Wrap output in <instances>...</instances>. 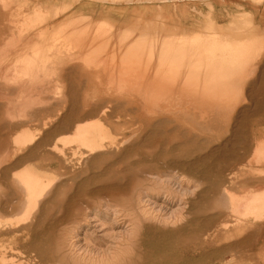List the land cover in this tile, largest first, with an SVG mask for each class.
Here are the masks:
<instances>
[{
    "label": "bare ground",
    "instance_id": "1",
    "mask_svg": "<svg viewBox=\"0 0 264 264\" xmlns=\"http://www.w3.org/2000/svg\"><path fill=\"white\" fill-rule=\"evenodd\" d=\"M142 1L149 20L120 7ZM247 2L243 22L230 5ZM0 35V235L25 246L56 203L61 223L95 211L135 228L141 189L191 209L209 200L228 209L227 235L264 239V0H0ZM185 236L173 264H187ZM9 249L0 241V264H41ZM103 254L75 262L111 264Z\"/></svg>",
    "mask_w": 264,
    "mask_h": 264
},
{
    "label": "rangeland",
    "instance_id": "2",
    "mask_svg": "<svg viewBox=\"0 0 264 264\" xmlns=\"http://www.w3.org/2000/svg\"><path fill=\"white\" fill-rule=\"evenodd\" d=\"M231 4L232 5H230V6H232V8H231L232 14L235 16H239L240 17L239 20L243 21V22L247 21V18L244 17L245 14L247 12H249V14H252L251 9L258 6V4L254 3V2H247L246 6L239 4V3H234V4L231 3ZM219 5L220 4L215 2L216 8L219 7ZM125 10L135 11V8L130 7L129 9H125ZM224 10H226V9H224ZM187 11H188L187 6H184L183 8H181L179 11H177L175 13L179 12L178 14H187ZM0 38L2 39L1 35H0ZM1 39H0V42H1ZM0 45L2 46V43H0ZM183 186H179V188H178L177 183H173V185H172V187H174L173 189L179 190L178 191V193H180L179 197H184V196L186 197V195L188 194L187 195L188 197L192 196L193 197V198L191 197L192 200L193 199L196 200V196H193L194 194H192V193H193V188H194V192L196 190L198 191V189H195V187H187L185 185H183ZM187 190H188V192H187ZM235 190L239 191L240 189L236 188ZM139 191L141 193L140 196H143L141 198V201H143V202H141V204H142L141 206L144 210L145 209H147V210H145L146 211L145 217H143L141 219L140 223L136 222L137 224H135L136 225L135 228H134V225L133 226L128 225V222L122 223L123 225L122 224L119 225V224L114 223L113 222V217H114L113 214H110L109 217H104L102 215H97L95 213V211H90L87 215L88 216L86 219L87 221L81 223L78 227L74 226L72 223H70L68 221L61 223L60 220L63 216V212L59 210L60 209V203H56L53 206V208H51V210H49L46 214L43 215L44 218L42 216V220L44 219L43 221L40 218V220H41L40 225L38 223L34 226V228L31 231L30 239H29L28 243L25 244V246H17L15 244L14 240L9 241L8 235H4V234L0 235V241L3 244L10 243V247L14 248V250L9 249L7 251V255L9 257L13 251L14 252L18 251L17 252L19 254L18 256L21 257V259H25V256L29 257L31 255H34V258L36 260L40 261L41 264H62L61 261H63V260H65V261H63V264H76L75 260H77L81 254H83V255L84 254L85 255L91 254V257L98 258V257L102 256L103 253H104L103 254L104 258L109 259L111 261V264H132V262H133V264H173L175 261H177L175 259L176 258L175 256H180L181 253H183L182 248L186 244L185 243L186 242V240H185L186 236L185 235L187 234V264H220V263L223 264L224 262H228L232 257H236L235 260L240 258L236 261V262H238L237 264H248V263L249 264H264V239L262 240L259 237L260 234L258 235L255 230H251L252 236L250 235L249 244H241V241H243V239H245V237H246V236L244 237V235H242V234H239L236 232L234 235L233 234L227 235V233L229 232V227H225L226 228L225 229L224 225H222L224 220L229 218V216L228 217L225 216V214H228V212H229L227 208H225V209L223 208L224 211L220 208L222 213L221 212L217 213L216 211L213 210L214 205L212 204L213 205L212 206L211 202H209V200H202V201L196 200L197 202L194 203V206L192 208L193 210H192L190 208V206H191L190 203H189L190 205H188V203L185 205V203L178 200L177 198H175L173 200V202H174L173 203L172 200L169 201L165 197L164 193L151 191V192H149L150 194L149 193L146 194L145 190L140 189ZM182 191L184 192V194ZM186 192H187V194H186ZM159 194H160V196H159ZM0 197L2 198V187H0ZM191 198H190V200H191ZM192 200L190 202H192ZM198 202H199V204L197 205L196 203H198ZM195 205H197L198 207L197 206L195 207ZM211 208H213V209H211ZM21 209L22 208H20L19 210H16L15 213L16 214L20 213ZM218 209L219 208H215V210H218ZM203 210H204V212L206 210L207 211L209 210V211H208V213H203ZM171 214L172 215L174 214L173 215L174 217H172ZM0 216H2L1 213H0ZM217 217H218V219H217ZM176 219H177V221H176ZM173 220H175V221H173ZM218 220L220 222H218ZM45 221H47V222L45 223ZM190 221H192V224ZM142 222H144V224L147 223L149 226L147 224H145V225L142 224ZM44 223H45V225H44ZM182 223L184 225H182ZM60 224H62V226ZM178 224H181V225H178ZM138 225H140L141 228ZM63 226L65 229L68 228L69 230L68 229L64 230ZM101 226H103V227H101ZM137 226L139 227L140 230L138 229ZM181 226H182V228H181ZM184 226H185V228H184ZM189 226H191V228ZM197 226H199V227H197ZM202 226H204V227H202ZM211 227H212V229H211ZM133 228L135 230H138V233ZM152 228L155 229L156 232L154 231L152 233V231H151ZM197 228H199V229H197ZM177 229L180 230L182 233L177 231ZM142 230H143V232H142ZM165 230H167V231H165ZM207 231H208V233H207ZM130 232H134V235L131 236ZM144 232H145V234H144ZM158 232H159V234H158ZM185 232H186V234H185ZM189 232H191V233H189ZM193 232H195V233H193ZM54 233H56V234H54ZM200 233H202V234H200ZM217 233H219V234H217ZM193 234H195V235H193ZM55 235L57 236V238H60V239H57ZM159 235H161V236H159ZM66 236H67V239L69 241L66 239ZM126 236H128V237H126ZM139 236H140L141 241L139 240ZM147 236L149 238H147ZM176 236L177 237L182 236L181 237L182 242L177 241L178 246H175V244H177L176 243V240H177ZM126 238H128L127 240H129V241L131 240V241H135V242H129L126 240ZM260 239L262 241H260ZM40 240L42 242H39ZM121 240H124V241L122 242ZM253 240H255L256 242L254 241L255 243H253ZM57 242H59V245L57 244ZM43 243L45 246H43ZM69 243H70V245H69ZM172 243L174 245H172ZM258 243H259V245H258ZM48 245H49V247H48ZM190 246H191V248H190ZM248 246L250 248H248ZM255 246H258V247H255ZM237 247H239V248H237ZM40 248L42 250H39ZM179 248H181V249H179ZM222 248H223V250H222ZM232 248H235V249H232ZM256 248H258V249H256ZM167 249H168V251H167ZM201 249H203V251H200ZM254 249H256V250H254ZM46 250H48V251L46 252ZM57 250H58V252H57ZM102 250H103V253H102ZM146 250H148V251H146ZM179 250H180V252H179ZM234 250L236 252H233ZM250 250H251V252H250ZM52 251H54V252H52ZM252 251H254V254ZM95 252H97V254ZM200 252H202V253H200ZM140 253H143L144 256H142V254H140ZM94 254H95V256H94ZM223 254H226V255L224 256ZM159 255L161 258L160 257L158 258ZM37 256L39 257V259ZM145 257H148L149 261ZM153 258H154V260H153ZM143 261H144V263H143ZM216 261H218V262H216ZM64 262H66V263H64Z\"/></svg>",
    "mask_w": 264,
    "mask_h": 264
},
{
    "label": "crops",
    "instance_id": "3",
    "mask_svg": "<svg viewBox=\"0 0 264 264\" xmlns=\"http://www.w3.org/2000/svg\"><path fill=\"white\" fill-rule=\"evenodd\" d=\"M144 4V5H143ZM169 5V4H168ZM180 5V7H179V10L181 9V8H183L184 6H187V9H188V7L190 8L191 7V4L190 3H184V2H182V5H181V3L179 4ZM195 6H197L198 8H199V4H195ZM120 7L122 8H124V11L126 12V13H131L132 11L131 10H125V9H129L130 7H134V8H137L140 12H141V14H143L142 15V17L141 18H143V19H145V20H149V18L152 16V11H150V9H149V3L148 2H146V1H142L141 3H127V2H124V3H121V5H120ZM201 8V10H199V14L200 15H205V14H209V11H207V13L205 12V9L204 8H202V7H200ZM202 12V13H201ZM171 8L170 7H168L167 9H166V11H165V14H164V16L165 17H171ZM198 14V16H200ZM183 15H185V14H183ZM186 16H187V25H189V23H190V18H192L191 16H192V12L191 11H189V9H188V11H187V14H186ZM190 16V17H189ZM194 17V16H193ZM201 17V16H200ZM203 18V17H202ZM179 22V24H180V26H182L183 24H182V22L181 21H178ZM184 25H186L185 23H184Z\"/></svg>",
    "mask_w": 264,
    "mask_h": 264
}]
</instances>
